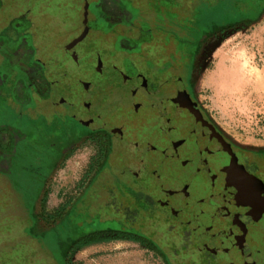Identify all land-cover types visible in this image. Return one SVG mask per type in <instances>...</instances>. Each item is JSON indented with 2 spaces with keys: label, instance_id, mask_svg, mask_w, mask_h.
Returning a JSON list of instances; mask_svg holds the SVG:
<instances>
[{
  "label": "rangeland",
  "instance_id": "rangeland-1",
  "mask_svg": "<svg viewBox=\"0 0 264 264\" xmlns=\"http://www.w3.org/2000/svg\"><path fill=\"white\" fill-rule=\"evenodd\" d=\"M187 1L198 6L204 23L207 21L209 26L234 19H255L211 40L202 52L194 90L213 120L231 139L241 146L263 151L264 91L251 85L229 89L228 71L233 67V60L239 58L248 60L250 66L264 76V11L256 19L264 7V0ZM98 2L0 0V21L13 25L21 38L26 40L25 47L34 51L29 57L33 66L39 69L44 93L51 94L48 101H40L37 105L44 112L42 115L52 118L54 123L61 120L68 122L74 115L90 123L106 121L108 127L119 118L131 122L136 115L147 110L141 100L145 96L154 97L152 85H148L150 89L146 90L143 84L140 86L139 78L142 76L149 82L146 74L161 72L157 71L158 67L162 68L159 59L180 57L192 50L185 42L192 39L187 33L196 30L186 28L188 24L181 16L182 0H106L103 7ZM115 3L128 10L129 20L110 25L101 19L102 15L116 13L114 15L119 19L124 17L120 14L121 10H116ZM229 6L232 9L230 15ZM125 37H131V43L126 47L123 43ZM145 38L148 40L141 48L134 42ZM147 53L155 59L154 67L145 63L143 56ZM181 71L179 63L174 60L167 69L169 73L159 77L165 82L164 97L177 91L170 72L179 74ZM40 118L38 123H41ZM123 128V131L130 130ZM145 133L146 138L152 137L153 141L158 137L152 129H147ZM132 144L128 141L125 152L118 149L110 156L107 170L101 171V165L109 143L105 148L93 139L80 145L61 162L46 182L41 195L37 208V212L41 213L40 224L50 226L55 221L48 214L60 206L71 207L66 221H58L57 228L46 237L42 233L37 234V229L33 227L32 205L21 204L25 194L13 192L0 182V264H191V259H199L196 251L185 253L180 249L176 254L172 242L179 238L176 231L178 233L181 229L178 224L176 230L165 224L167 214L164 209L159 211L155 207L154 211H149L148 203L142 207L141 199L139 202L133 197L132 189L139 188L127 165L146 161V156ZM171 162L177 166L176 169L183 167L182 159L172 158L167 164ZM191 168L188 163L187 171ZM136 170L141 172L140 176L145 173L153 178L155 187L163 186L160 178L153 176L144 166H137ZM89 185L92 186L85 190ZM158 188L153 190L155 199H159L157 204L168 201ZM140 197H143L141 192ZM183 200L180 197L175 203L176 214L180 216L184 213ZM191 201L197 203L196 197ZM203 206V202L199 201V210L190 215L193 226L204 225L203 222L209 219L205 217L208 212ZM136 210L139 213L133 220L131 215ZM125 211L129 225L124 219ZM132 223L133 228H129ZM120 225L150 237L149 241L112 240L84 249L76 248L64 258L66 250L62 241H72L82 233L108 227L119 228ZM228 225L221 223L220 228L211 230L203 227L199 232L201 238L215 239L220 251L219 262L264 264L263 251L253 252L246 261L240 255H230L237 250L238 240L229 232ZM232 228L238 231L237 226L232 225ZM252 231L264 243V218ZM33 232L34 235L31 234Z\"/></svg>",
  "mask_w": 264,
  "mask_h": 264
},
{
  "label": "flooded vegetation",
  "instance_id": "flooded-vegetation-1",
  "mask_svg": "<svg viewBox=\"0 0 264 264\" xmlns=\"http://www.w3.org/2000/svg\"><path fill=\"white\" fill-rule=\"evenodd\" d=\"M98 1L100 7H103L106 0ZM115 5L116 10H121L120 14L124 17L119 19L114 15L116 13H110L109 10L110 14L102 15L101 19L110 25L129 20L128 10L118 3ZM230 9L229 6V15L232 12ZM181 16L188 24L186 28L195 29L194 32H197L187 33L192 39L189 38L185 43L192 50L180 57L159 59L162 68L158 67L157 71L161 70L162 73H144L149 77L150 83L142 76L139 78L140 86L143 84L146 90L150 89L151 85L154 88V97L145 96L141 100L147 110H142L141 115H136L131 122L121 121L123 119L119 118V121L111 123L112 126L109 127L106 121L90 123L81 121L78 115L71 116L68 122L61 120L57 123H54L52 118L43 116L44 112L37 104L40 101H48L51 94L44 93L39 69L33 66L32 58L29 57L34 51L25 47L26 40L21 38L13 25L0 21V182L13 192L25 194L21 204L27 207L32 205L35 218L33 227L37 229V234L42 233L41 235L46 237L59 223L66 221L65 217L70 211V205L60 206L48 214L55 223L44 227L39 222L41 213L37 212V208L45 184L58 170L62 161L69 158L80 145L93 139L102 143L105 148L107 142L109 143L101 165V171L107 170L110 156L118 149L125 152V144L128 145V141H132L133 146L145 152L146 161L139 160L138 164L127 165L129 174L139 188L134 187L135 190L132 189L131 192L139 202L141 199L142 207L145 203L149 204V211H154L155 207L159 211L164 209L167 214L164 221L170 229L176 230L175 227L179 226L181 230L178 233L176 231L179 238L172 242L176 254H179L180 249L185 253L196 251L200 257L191 259V264H224L219 262L220 251L215 239L201 238L199 232L203 227L218 229L220 224L225 222L230 224L229 232L238 240L237 250H234L231 256L240 255L246 261L253 252H264V243L259 241L255 231H252L264 218V150L244 147L231 139L213 120L194 90L202 52L211 40L232 28L245 25L248 19H234L211 26L206 21L207 25L204 26V18L198 6L187 0H182ZM146 39L148 40L145 38L132 41L138 43L141 48ZM123 41L126 47L131 43V37H125ZM143 59L154 67L155 59L148 53ZM174 60L182 70L179 74L170 72V77L179 79L174 82L177 91L164 97L165 82L159 77L169 73L167 69ZM39 118L41 123H38ZM96 124L99 126L95 127ZM123 127L130 130L123 131ZM147 129H152L158 134L156 140L153 141L152 137L146 138ZM172 158L182 159L183 167L176 169L173 161L168 165ZM188 163L192 168L187 171ZM137 166H144L145 170L160 178L159 182H162L163 186L155 187L154 179L145 173L140 176L141 172L136 170ZM91 186H87L85 190ZM155 188L162 190L168 201L157 204L159 199H155ZM140 189H144L143 192L140 191L142 198ZM194 196L197 203L193 204L191 200ZM180 197L185 199L182 202V216L177 215L175 210V203ZM199 201L203 202L204 210L207 209L208 214L205 217L209 219L203 222L204 225L199 223V226H193L190 223V215L194 210H199ZM127 209L129 210L128 207ZM139 210L131 215L133 220ZM127 214L125 211L126 223ZM210 218L213 219L212 222ZM232 225L237 226L238 231L233 230ZM129 228H133V223ZM109 230L114 232L108 233ZM31 234L34 235V232ZM136 234L143 235L137 230L133 231L120 225L119 228L108 227L82 233L72 241L66 239L61 244L65 247L66 255L76 248L84 249L112 240L135 241L133 238ZM234 241L236 242L235 239ZM47 247L45 249L50 252Z\"/></svg>",
  "mask_w": 264,
  "mask_h": 264
},
{
  "label": "bare ground",
  "instance_id": "bare-ground-1",
  "mask_svg": "<svg viewBox=\"0 0 264 264\" xmlns=\"http://www.w3.org/2000/svg\"><path fill=\"white\" fill-rule=\"evenodd\" d=\"M232 63L233 67L228 71L229 89L251 85L261 90V92L264 91V76L253 69L248 60L237 58Z\"/></svg>",
  "mask_w": 264,
  "mask_h": 264
},
{
  "label": "trees",
  "instance_id": "trees-1",
  "mask_svg": "<svg viewBox=\"0 0 264 264\" xmlns=\"http://www.w3.org/2000/svg\"><path fill=\"white\" fill-rule=\"evenodd\" d=\"M263 11H264V7L262 8V10H261L259 16H258L256 19H258V18L260 17V15L262 14ZM254 21H255V19H249V20H248V22H254ZM248 22H247V23H248ZM102 167H103V166H102ZM109 232H114V230H109L108 233H109ZM113 238H116V237H113ZM133 239H135V241H138V242H145L146 240L149 241L148 238H146L145 236L140 235V234H136V236H135ZM85 243L87 244L88 242H85ZM85 243H84V244H85ZM67 257H68V254H66V255L64 256L65 259H66Z\"/></svg>",
  "mask_w": 264,
  "mask_h": 264
},
{
  "label": "water",
  "instance_id": "water-1",
  "mask_svg": "<svg viewBox=\"0 0 264 264\" xmlns=\"http://www.w3.org/2000/svg\"><path fill=\"white\" fill-rule=\"evenodd\" d=\"M173 80H174V82H175V81H177V80H179V79H178L177 77H175ZM256 180H258V179H256Z\"/></svg>",
  "mask_w": 264,
  "mask_h": 264
}]
</instances>
